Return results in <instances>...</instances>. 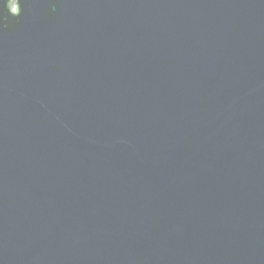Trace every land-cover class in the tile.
Instances as JSON below:
<instances>
[{"label":"water","instance_id":"water-1","mask_svg":"<svg viewBox=\"0 0 264 264\" xmlns=\"http://www.w3.org/2000/svg\"><path fill=\"white\" fill-rule=\"evenodd\" d=\"M0 264H264V0H0Z\"/></svg>","mask_w":264,"mask_h":264}]
</instances>
